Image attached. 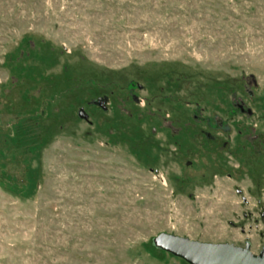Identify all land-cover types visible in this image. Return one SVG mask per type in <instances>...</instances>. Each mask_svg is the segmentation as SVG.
<instances>
[{
  "label": "rangeland",
  "instance_id": "1",
  "mask_svg": "<svg viewBox=\"0 0 264 264\" xmlns=\"http://www.w3.org/2000/svg\"><path fill=\"white\" fill-rule=\"evenodd\" d=\"M160 234L264 249V0H0V264H187Z\"/></svg>",
  "mask_w": 264,
  "mask_h": 264
},
{
  "label": "water",
  "instance_id": "2",
  "mask_svg": "<svg viewBox=\"0 0 264 264\" xmlns=\"http://www.w3.org/2000/svg\"><path fill=\"white\" fill-rule=\"evenodd\" d=\"M106 103V99L98 105ZM251 115V111H247ZM78 117L85 119L80 112ZM154 248L179 258L187 264H264V249L256 256L250 251L249 243L244 248L229 244H207L190 241L186 238L160 234L152 240Z\"/></svg>",
  "mask_w": 264,
  "mask_h": 264
},
{
  "label": "flooded vegetation",
  "instance_id": "3",
  "mask_svg": "<svg viewBox=\"0 0 264 264\" xmlns=\"http://www.w3.org/2000/svg\"><path fill=\"white\" fill-rule=\"evenodd\" d=\"M142 89H143V87H141L139 85L130 84L128 86V94L130 96L131 101L136 106L140 102V99L138 98L136 93H137V91H142ZM99 107H100V109H102V111H105V103L102 106L99 105ZM248 110L249 109H247L245 107L244 103L242 101H240V100H237L235 103H232V112H231V114H233V115L238 113L240 115H246V116L250 117L251 115L247 114ZM251 114H252V112H251ZM192 121L196 125L203 124V125H205L207 128H209L212 131L223 130L224 133L228 132V129L226 127H223L222 123H218V125H217V119L216 118H213L211 120L210 118H201V117H198L196 114H193L192 115ZM150 145H153V144H150ZM187 164H190V162H188Z\"/></svg>",
  "mask_w": 264,
  "mask_h": 264
},
{
  "label": "trees",
  "instance_id": "4",
  "mask_svg": "<svg viewBox=\"0 0 264 264\" xmlns=\"http://www.w3.org/2000/svg\"><path fill=\"white\" fill-rule=\"evenodd\" d=\"M147 145H149V144H147ZM144 147V146H143ZM145 148V147H144ZM148 148V146H146V149ZM147 152V151H146ZM152 247H153V245H152ZM154 248V247H153ZM154 249H156V248H154ZM163 252V251H162Z\"/></svg>",
  "mask_w": 264,
  "mask_h": 264
}]
</instances>
